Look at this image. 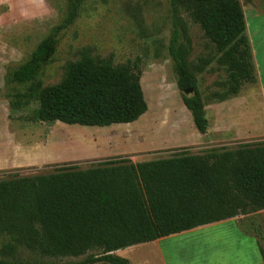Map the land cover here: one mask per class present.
I'll list each match as a JSON object with an SVG mask.
<instances>
[{"label":"trees","instance_id":"1","mask_svg":"<svg viewBox=\"0 0 264 264\" xmlns=\"http://www.w3.org/2000/svg\"><path fill=\"white\" fill-rule=\"evenodd\" d=\"M82 1L67 0L57 26L29 58L9 70L10 80L24 86L12 94V110L34 100L39 77L54 58L61 36L75 24ZM169 2L168 52L177 87L191 92L182 94V100L204 134L206 102L182 44L180 10H193L221 53L219 63L227 68L225 92L212 94L216 102L256 82L243 6L240 0ZM141 64L140 57L120 64L111 57L75 61L64 80L38 87L37 117L85 127L137 121L148 111ZM262 210L264 141L143 162L113 158L87 168L65 164L52 173L11 175L0 178V264H130L114 252ZM19 247L51 258L87 256L78 262L45 263L19 258L13 254ZM92 250L100 252L88 255Z\"/></svg>","mask_w":264,"mask_h":264},{"label":"rangeland","instance_id":"2","mask_svg":"<svg viewBox=\"0 0 264 264\" xmlns=\"http://www.w3.org/2000/svg\"><path fill=\"white\" fill-rule=\"evenodd\" d=\"M66 2L0 0V178L52 173L57 166L65 164L87 168L113 158L143 162L239 145L203 148L199 144L201 133L182 100V94L191 95V92L178 89L168 52L172 31L169 0H83L75 24L61 36L54 58L39 77L34 100L26 108L12 110V94L22 91L24 86L12 82L8 72L29 58L40 41L57 26ZM240 2L244 6L254 64L258 70H264V0ZM251 2L253 7L249 6ZM192 13L193 10L181 7L182 44L188 49V60L203 98L211 103L213 93L226 90L223 83L227 80V68L219 63L221 53ZM91 56L111 57L117 64L140 57L141 84L148 111L133 123L107 127L39 120L38 87L61 82L75 61ZM202 62L205 65L200 71L198 66ZM248 86H245L247 92L251 93ZM239 229L256 236L264 253L262 210L171 235L159 244L137 245L122 253L119 250L116 254L133 264H256L253 239L243 237ZM99 252L92 250L88 255ZM13 254L45 263L78 262L87 256L51 258L22 247Z\"/></svg>","mask_w":264,"mask_h":264},{"label":"crops","instance_id":"3","mask_svg":"<svg viewBox=\"0 0 264 264\" xmlns=\"http://www.w3.org/2000/svg\"><path fill=\"white\" fill-rule=\"evenodd\" d=\"M252 4L253 2L249 3V6L253 7L251 6ZM254 5L258 6L259 4L254 3ZM262 46L264 51V38L262 40ZM254 59L255 58H253V60ZM255 70L256 82L244 84L242 89L236 96L225 99L223 101L206 103L205 113L208 120V128L206 133L200 134V137L202 138L199 141V144L202 145L203 148L222 147L232 144L264 141V70H258L256 65ZM246 85L251 86V88H249L252 89L251 93L247 92L248 89H246ZM239 230L241 231L240 234L242 233L241 235L243 237H249L253 239L251 245L254 249H252V252H254L255 254L256 251L255 262L256 264H262L264 262V255L260 249L256 236H250L248 234H245L241 229ZM163 239L164 238H161L156 241L147 243L159 244ZM122 250L124 249H120V253H122ZM117 251H115L114 253L116 254ZM153 253H155V250H153ZM128 260L130 264H133L130 259Z\"/></svg>","mask_w":264,"mask_h":264}]
</instances>
